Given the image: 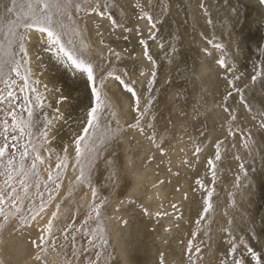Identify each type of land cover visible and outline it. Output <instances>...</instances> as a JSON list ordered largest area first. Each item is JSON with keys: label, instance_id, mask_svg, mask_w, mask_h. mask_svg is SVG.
<instances>
[{"label": "bare ground", "instance_id": "6f19581e", "mask_svg": "<svg viewBox=\"0 0 264 264\" xmlns=\"http://www.w3.org/2000/svg\"><path fill=\"white\" fill-rule=\"evenodd\" d=\"M231 1L245 14L240 11L225 47L231 30L228 0H71L66 13L65 0H50L59 5L49 14L61 45L91 65L89 81L49 47L46 35L24 27L34 0H0L6 27L0 32V65L14 60L19 67L31 112L24 144L29 152L39 148L42 157L29 186L30 168L18 164L13 182L25 177L26 199L13 209L0 203V264H85L90 250L80 253L76 231L70 232L94 202L104 205L107 248L100 253V245L95 264H198L205 257L207 264H255L248 248L264 257V207L241 167L253 173L259 164L264 167V152L258 153L264 149V118L240 93L264 81V5ZM96 4L103 16L87 14ZM146 16H152L154 27ZM21 36L27 37V55L20 51ZM221 59L224 67L217 63ZM94 108L97 119L85 133ZM49 120L45 143L40 133ZM249 132L259 134L258 150L250 149ZM81 136L86 139L77 160ZM260 180L263 197L264 173ZM44 191L50 194L46 204ZM235 195L251 197L240 211L233 205ZM233 216L238 232L229 228ZM56 234L61 237L52 246ZM41 236L44 243L37 247L33 241L40 243Z\"/></svg>", "mask_w": 264, "mask_h": 264}, {"label": "rangeland", "instance_id": "374dc122", "mask_svg": "<svg viewBox=\"0 0 264 264\" xmlns=\"http://www.w3.org/2000/svg\"><path fill=\"white\" fill-rule=\"evenodd\" d=\"M56 2L63 1V0H54ZM13 2V0H12ZM16 2V0H15ZM15 4V3H13ZM17 5H14V8ZM247 9H250L248 5L244 6ZM226 9L229 10V15L230 18L228 20V23L230 25L231 23V30L229 33L226 35V40L224 46L227 47L229 42L231 41V35L232 33H236L237 27L239 25L240 17H241V12L244 13L243 10H239L231 0H228ZM227 11V10H226ZM237 11V12H236ZM62 13V12H60ZM239 13V14H238ZM63 14V13H62ZM245 14V13H244ZM61 16L63 17V20L66 19L65 14L61 15L59 14L60 19L62 20ZM234 16V17H233ZM248 16V15H247ZM246 16V20H250L249 17ZM2 20V19H1ZM239 20V21H238ZM230 21V22H229ZM4 22L0 21V32L2 30H5V24ZM70 24V25H69ZM237 24V25H236ZM68 27L72 29L71 23L69 22ZM249 39L252 38H244V42H247ZM253 41V39H252ZM254 43H257L254 41ZM262 48H264V41L261 43ZM1 62V61H0ZM2 63V62H1ZM13 69H16V71H13ZM11 91L13 93V98H6L8 92ZM240 93H241V98L243 102H248L250 108L254 110L257 114H260V117L264 118V81L261 80L260 82L257 83V86L253 85L252 87H244L240 88ZM0 98H6L4 99L3 103H0V147H3L6 143L9 145V147L5 150V154L3 157H0V200H2L4 203L9 205L10 209L16 208L22 203L28 193H22L25 189L26 183L24 182V179H19L15 182H13L15 173L18 169V164L21 165V163H24V168L29 169L30 168V173L28 174L29 177L26 179L27 181V186L30 185L31 181L35 178L36 179V174H39L40 171V165L42 163V157L39 152V148L34 147L31 152H29L26 149V145L24 144V133L21 132L20 130L25 127L26 120L28 118V103L26 101V95L23 92V82H22V76L19 71L18 65L15 64L14 60L7 61L2 64V67L0 65ZM11 113L12 115H9ZM7 123L8 131L7 133L4 132L3 126ZM16 122L18 124L16 125ZM15 124V127L13 126ZM24 131V130H23ZM8 135L9 137L15 136L16 139L12 140H5L4 136ZM37 138V137H36ZM249 140H250V149L256 148V150L259 149V145H261L263 142L261 141V138L259 134H256L255 132L251 133L249 132ZM264 146V145H263ZM37 149V150H36ZM26 150V151H24ZM36 150V152H35ZM252 150V149H251ZM264 149L262 151H258V153H263ZM26 153V154H25ZM35 155V156H33ZM39 156V159H36V157ZM33 157V159H32ZM255 158V156H254ZM36 159V160H35ZM21 160V161H20ZM34 160V161H33ZM39 160V161H38ZM36 162V163H35ZM33 165H35L33 167ZM251 165V164H250ZM242 170L245 173V180L248 184L251 185L255 190V194L258 195V198H260V203H262V206L264 207V195H261L263 197H259V191L261 186H258L261 184V175L264 173L262 172V169L264 168L263 165L259 164V171L258 172H248L247 166L241 165ZM89 170V167H87ZM84 172H88V170L84 169ZM36 171V173H35ZM35 174V176L33 175ZM9 174L11 178L9 179ZM31 174V175H30ZM31 179V180H29ZM34 179V181H36ZM5 181H8L5 183ZM29 183V184H28ZM25 184V185H24ZM216 184L213 183L210 186L211 192L215 189ZM54 188V185L52 189ZM48 190V189H46ZM47 191H44L43 194H46ZM15 193V194H14ZM20 193L21 196L20 198H17V194ZM50 194L45 195V202L46 204L48 200L50 199L49 197ZM44 196V195H43ZM19 197V196H18ZM23 198V199H22ZM25 198V199H24ZM211 198V196H210ZM19 199V200H18ZM21 199V200H20ZM251 197L243 196V195H235L233 197L234 200V207L237 210H242L243 206L249 203V200ZM20 201V202H19ZM210 202L209 204H214L215 202L212 199H209ZM91 205V206H90ZM88 206V212L83 216V218L75 224V226L72 228L71 232H75L76 240L80 241V245L75 241V245L78 248V251L80 253H84L87 255L86 257L87 262L85 264H95L97 259V254L98 252L101 251L100 245L102 244V247L104 246V226L102 225L103 217L105 215L103 211V204L99 202H94L91 203ZM102 205V207H101ZM218 206L217 204L214 206ZM86 217V218H85ZM235 216H233L229 222V228L232 232H238L237 230L239 229V225L236 222ZM212 219H215V215H212ZM102 225V226H101ZM103 227V228H102ZM75 229V230H74ZM79 231H78V230ZM104 232V233H103ZM254 235L258 237L259 233L257 231H254ZM260 232H264V228L262 230L260 229ZM80 233V234H77ZM213 233V222L211 221L210 224V229L208 233V237H212ZM74 234V233H73ZM80 237H79V236ZM61 235L56 234L52 240V246H56L58 240L60 239ZM79 237V239H78ZM106 245V244H105ZM80 246V248H79ZM105 247V246H104ZM103 247V248H104ZM102 248V249H103ZM83 249V250H82ZM88 249V250H86ZM104 248L100 253H103L105 251ZM84 251V252H82ZM106 252V251H105ZM90 254V257H89ZM105 254V253H104ZM94 255V256H93ZM96 257V258H95ZM209 257V256H208ZM206 258V260H205ZM204 260H201L198 264H207L208 259L205 257ZM95 260V262H94ZM204 261V262H203ZM94 262V263H93Z\"/></svg>", "mask_w": 264, "mask_h": 264}, {"label": "snow or ice", "instance_id": "6c2138e0", "mask_svg": "<svg viewBox=\"0 0 264 264\" xmlns=\"http://www.w3.org/2000/svg\"><path fill=\"white\" fill-rule=\"evenodd\" d=\"M92 0H83L84 4H89L91 3ZM13 3H15V0H13ZM34 3L36 5V8L32 11L31 16H26L25 19L28 20L29 22L26 23L24 25V27H26L27 29H35L36 32L40 33V34H44L46 35L47 38V43L49 45V47H53L55 46L56 49L58 50L59 54L61 56H64L67 58V60L70 62L71 66L76 68L78 71L84 72L87 74L88 80L92 81L93 80V70L91 65H87L85 64L82 60H79L75 57H73L70 53H68L65 48L61 45V41H60V37L58 32L54 29L53 27V18L52 15L49 14V9L52 7H59V5L53 4L50 2V0H34ZM259 3L261 5H264V0H259ZM68 4H71V0H65V8L64 11L66 13V6ZM30 8H32L33 6L30 4L29 5ZM73 7H75L76 11L79 12L82 8V5L77 3L75 5H73ZM6 11L7 12H12L13 9L11 7H7L5 6ZM87 14L91 15L92 13H95L96 15H100L103 16L104 13L99 11V5L96 4L95 6H93L90 10H86ZM148 20L149 26L150 27H154L153 24V18L152 16H146L145 17ZM109 19H111V17H109ZM113 25L114 26H118L115 24V22L113 21ZM65 25L63 24V22H61L59 24V27H64ZM27 37L25 36H21L20 40V51L22 53H24L25 55H27V52L25 50L24 47V40ZM143 43V41H142ZM215 47L220 48V45H215ZM145 57H147L148 59H151L148 56V52L147 49H145V53H144ZM25 63H27V61H25ZM217 63L221 66L224 67L225 66V61L224 60H218ZM13 71H16V69H13ZM109 75H112L111 73ZM155 75V73H153V76ZM116 80H119L121 84H124V82L122 80H120V77L115 76L113 77ZM256 77H253V80H255ZM151 83V81H149ZM229 83H231V81H229ZM125 89L128 92H131L133 96H135V92L133 91V89L131 87H129L128 85L124 84ZM33 91H35V89H33ZM94 95L96 94L95 89L93 90ZM6 98H13V93L11 91L8 92L7 97ZM6 98H0V103L4 102V99ZM98 111V109L94 108L91 112L88 113V127H86L84 129V132L87 133L88 132V128H91L94 126V122L97 119L96 117V112ZM225 111H228V109H225ZM9 115H12L11 113H9ZM29 115H31V112H29ZM137 123H139V118L137 120ZM51 125V121L49 120L47 122V124L45 125V130L41 131L40 136L42 141H44L45 143H47V137H48V128ZM15 127V124L13 125ZM261 127H264V122L261 123ZM4 132L7 133L8 131V127H7V123L5 122L4 126H3ZM21 132H23V130H20ZM4 139L7 141L9 139H16L15 136H11L9 137L8 135L4 136ZM86 139L85 136H81L79 140L76 141V150H75V154H76V159L79 160L80 156H81V148H80V144ZM9 147V145L6 143L3 147H0V157H3L5 154V150ZM200 151L199 148L196 149V153H198ZM26 154V153H25ZM195 154V153H194ZM36 159H39V156L36 157ZM216 159L219 160L220 159V155L219 153H217L216 155ZM209 164H212V161H209ZM35 165H33L34 167ZM59 167V165L57 166ZM242 167V166H241ZM83 175V173L81 172V176ZM11 178L10 174H9V179ZM81 177H77V180H80ZM49 179H51V176H49ZM8 181H5V183H7ZM57 187H59V185H57ZM92 195L96 196V191L95 189H92ZM0 203H3L2 200H0ZM207 203V201L205 202ZM173 207H176L175 205H173ZM205 212L208 211V208L206 207L204 209ZM55 215V214H53ZM34 218V217H33ZM69 227H71V225H69ZM45 231H50V222H49V227L47 229H45ZM67 238V237H66ZM44 237L41 236L39 238L40 243H37L36 241H33L34 244H36L37 247H41L42 244L44 243ZM74 239V238H73ZM197 251H199V249H197ZM234 251V248H233ZM248 253L251 255V259L252 261L255 262V264H260L261 259H264V257H258L257 254L251 249L248 248L247 249ZM72 255L75 256L76 253L73 250ZM37 259H39V257H37ZM234 264H240L239 261H235Z\"/></svg>", "mask_w": 264, "mask_h": 264}]
</instances>
